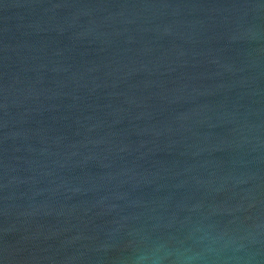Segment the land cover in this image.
Wrapping results in <instances>:
<instances>
[{
    "label": "water",
    "instance_id": "water-1",
    "mask_svg": "<svg viewBox=\"0 0 264 264\" xmlns=\"http://www.w3.org/2000/svg\"><path fill=\"white\" fill-rule=\"evenodd\" d=\"M206 234L264 264V0H0V264Z\"/></svg>",
    "mask_w": 264,
    "mask_h": 264
},
{
    "label": "clouds",
    "instance_id": "clouds-1",
    "mask_svg": "<svg viewBox=\"0 0 264 264\" xmlns=\"http://www.w3.org/2000/svg\"><path fill=\"white\" fill-rule=\"evenodd\" d=\"M198 244L199 247L179 248L172 252L157 247L146 253L142 260L144 264H166V259L171 257L173 264H208L209 260L216 264H243L240 253L244 245L237 244L234 238L206 234Z\"/></svg>",
    "mask_w": 264,
    "mask_h": 264
}]
</instances>
